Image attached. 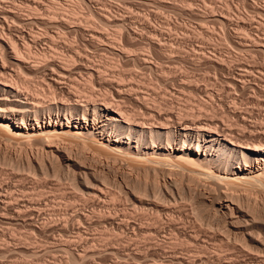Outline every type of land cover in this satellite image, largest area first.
I'll return each instance as SVG.
<instances>
[{"label":"bare ground","instance_id":"6f19581e","mask_svg":"<svg viewBox=\"0 0 264 264\" xmlns=\"http://www.w3.org/2000/svg\"><path fill=\"white\" fill-rule=\"evenodd\" d=\"M72 1L68 0V3L70 2V4L65 3V5L63 6V4L61 5V3L59 2L60 3L59 5V3H57L58 1L55 0V1H50L49 4L46 3L49 6H44V2H42L41 0H31L30 5L27 2L28 8L26 12L28 14L26 12L23 14L22 12L26 8L24 10L20 9L21 7L23 8L24 6L23 5L20 7L19 5L20 2L18 3L17 1L16 3L18 4L12 5L14 9L10 8L12 9V11H10L9 8L7 9L5 8V6H3L5 0L4 2L3 0H0V136L4 135L9 139V141L13 140L15 144H18L20 147L22 146V149H24L25 151L26 149L30 151L32 149L37 150L36 155L34 154L31 155L30 153L27 152L28 150L26 151L27 154L24 153L27 156L26 162L30 164V167L34 166L35 168V165L40 166V168L46 167L45 169H47L48 167L52 169L54 175L56 174L55 176H61V177L65 176V178L66 177L71 178L73 181L75 180L79 183H83L87 185V187H91L90 185L91 180L98 182L99 181L98 179H100L98 178L97 171L92 170L94 169V167H91L92 168L91 169L89 167L90 165L87 166L85 164L87 159H86V155H84L85 153L84 151L89 153L90 150L94 153V156L95 154H98V155L107 156L114 160L127 161L132 164L131 167L134 165L140 170H145V173H148L149 169L153 170V168L157 165L161 167V169L162 168L170 169V171L171 169L176 171L180 170L182 171L183 175H188L191 181L196 183L202 181V179H205L207 182L211 183V186L213 184L214 188L213 190L211 189L212 188L211 186L210 189L208 188L209 191L208 195L199 193L198 199L196 198V201H198V203H200L203 207L204 206L207 208L209 207L214 210L213 214H215L218 220V224H220V226H222L221 229H223L222 231L223 233L219 231L220 234H223V235L219 234L220 238H223V236L229 238L233 237L234 239L233 242L237 245L236 247L234 246L235 248L233 251L235 250L236 251L233 252L230 258H228L229 255L227 254L228 256L226 257L228 258V261L230 263L232 261L238 262V258L242 257L243 262L251 261L255 264H264V205H262L263 206V208L261 207L262 209L258 207H254L256 206V204L253 206L254 203H251L252 205H250L249 204L250 201L248 203L245 199L246 196L252 194L250 193L251 191H254L256 192V194L259 195L263 194L264 196V119L262 120L261 116H259L260 118H257L258 116H256L254 118H257V120L254 119V121L256 120L254 122L252 119L247 120L249 119V117H246L247 116L246 114H248L249 113L248 111H250L247 109L250 108L253 109L255 106L246 109L244 108L246 106L242 107L243 105L241 106V103L236 102L237 97L236 98L233 97L231 100L227 99V101L223 99L225 97H222L221 100L220 93L226 94V92L224 91L221 92L223 89L221 87L222 84L217 85L218 82L216 85L220 87L216 88L215 85L214 86L215 89L212 87L214 92H210V93L207 92L208 90L205 91L207 88H202L197 84L194 85L195 83L193 84L191 83L190 85L188 82L184 84H188L189 87L188 85L187 86L185 85L186 87H182L184 85L180 87L178 86L180 88V89L178 88L179 90L172 87V89L169 91L168 90L169 88H167L163 90L164 94L173 97L171 99L170 98L167 99V96L165 95L164 96L166 98H163L161 95L159 96L160 93L158 94V91L154 89L155 88L154 86H145L144 89H146L147 87L148 88L152 87V91L151 90L147 91V89L146 91H143L140 85L139 84L137 85L135 83L136 79L133 76L127 77L125 76V73L123 71L120 72L118 70L119 66L118 67L116 66L117 67L116 72H114L115 69L113 70L111 67L109 68L107 67L108 69L111 68L110 70L111 71L113 70V73L105 75L100 71L101 69H98V67L92 66L90 64L92 60H89L90 56L88 55V50L90 47L89 45L91 46L94 45L93 47L102 46L101 43L104 40L103 38L106 37V36L104 37L103 35L104 33L102 34L101 32H97L95 34L90 35L89 38L90 43H88L87 45L86 43L84 44L83 43L84 41L82 40L83 41L82 43L85 45V46L82 45L84 46V48H82V46L80 47L78 45V43L80 42L79 41L77 42L78 39L76 38L75 40L73 38L69 39L68 36L64 38L62 37L61 45H59L60 42L58 41L60 39L57 41L55 35L54 38L53 34L51 35L49 31L45 32L46 29L48 30L56 29V31L58 30L60 32L61 31L67 32L64 30H68V32L71 31L73 33L75 32L84 33L85 31L90 30L89 29L90 26L88 27V29L86 27L88 26L87 23H89V25L90 24L93 25V22L91 23L92 20L91 21L89 20V22L86 23L87 24L86 26H84L85 25L84 23L83 24L80 23L81 25H78V23H76L77 25H75L73 24L74 22H70L66 20L69 16L72 17L81 14L80 13L82 12L81 4L87 3L88 6V4L91 3L90 0H75L74 2ZM45 9L47 11L54 9L55 11L60 10L59 12H61V10L63 11L65 10L66 11L65 13L68 12L69 16L66 18L65 17L63 18V16H61L62 18L60 21L57 20L58 18H60L59 16L57 19L51 16L50 18H45V17L43 18L44 13L42 12ZM91 11H93V9ZM51 12L53 11H50L49 13L51 14ZM93 12L95 13V11ZM93 12L91 14L92 17L93 16L96 17L93 14ZM107 12H110L108 11V8H107ZM53 13L54 15L53 14L51 15L55 16V12ZM58 14L60 15V13ZM110 14L112 15L111 12ZM24 16H28L30 18L25 20L27 17L24 19ZM122 19L123 18H121L120 21H117L115 23L114 27H116V29L118 28L119 31L116 32V34H113L114 42L113 41L110 42L111 43L110 48L116 51L115 55L126 58L128 60L137 61L139 63L141 62V64L146 69L159 68L161 66V65L159 66L160 63L157 65L153 61H151L150 57L148 58L144 57L150 54L144 53L143 51H142L143 53H139L141 51L136 53L135 51L137 50H135L134 48L129 49L125 47L122 48V46L121 47L115 46L114 43L120 40L123 30L126 32V36L128 38L135 41L137 40L139 41L140 39H143V36L145 35L143 34L144 32H141L143 28L149 29L151 30V32L156 31L155 33H157V30L153 29L152 27L153 25L151 26L150 22L145 23L144 20L143 24H141L142 29L141 30L139 29L138 31L137 27L134 26L135 24L133 25L131 23L132 21L130 22L131 24L130 23L128 24L129 20L126 23L124 21L126 20V18L124 20ZM109 21H105L102 23V27H104L105 30L109 27V23H107ZM21 22L22 23L24 22L25 25L26 23H28V25L32 23L34 25L36 24L37 26L41 25V27H44V29L45 28L46 29L44 30L43 28H41L43 29L42 32L44 31L43 34L42 32L40 33V31L38 33L39 28L37 29V33L36 30H34L35 32L32 30H29V32H25V31L22 32ZM205 23L207 24V22ZM20 24L21 26H19ZM165 25L166 24L164 23L163 25L164 30H168V25L167 27ZM243 28L245 27L243 26ZM96 29H98V27L95 28V30L93 31H97ZM62 34L61 36H64ZM61 36L58 38H61ZM85 36L86 35L82 34V37ZM150 37L148 36L146 37L148 41L147 44L155 49L158 48L157 50H159L160 56L162 59L164 58V61L172 60V62H176L177 60L182 59V56H184V55L176 56L178 54L177 53L175 54V58H173L174 54L171 55L173 50L170 49V46L172 48L173 43H171L172 45H170L169 43L170 46L167 45L169 46L168 48L165 44L169 40L166 41L165 43L162 42L163 40L161 42L158 41L160 39L156 41L155 37L151 35ZM185 37L187 38L188 36ZM85 39L87 40V37ZM176 39H178V37H176ZM181 40H177L179 41V44H181ZM44 42L48 43L49 45L43 44ZM129 42L132 41L130 40ZM240 42L238 44H240L241 46L242 44ZM42 44L43 46H41ZM243 46L245 45L243 44ZM242 50L245 51L247 54V50L244 49ZM242 50L240 51L239 49L240 54L242 53ZM254 50H256V48ZM197 52L193 53L194 58L191 59L194 62V64L199 62V59L204 58L207 62H209V64H211L214 67H217L218 68L217 70L231 71L232 68L229 67L231 68L229 69L228 67H225L224 66L226 65L225 63L221 64L217 62L219 63V65L217 66L214 65V63L216 64V61L218 60L214 58V56L208 58L207 55L206 56L204 55L205 57L204 56L198 57ZM256 52H259L258 49L256 50ZM261 52H263L264 54V51ZM142 54H146V55L142 56ZM179 54H183V50L179 52ZM200 54L201 53H199V55ZM237 56L236 55L230 56L229 54L228 61L234 64L240 59H241L240 61H242L246 58V56L245 58L242 57L243 59ZM108 60L110 61V59ZM111 61L110 63L112 64L113 61L112 62ZM240 61L239 63H241ZM247 62L249 63V60ZM8 64H10L13 67V69L10 70V68H8L7 66ZM96 64L97 63H95V65ZM113 65H114L113 68H116L115 64ZM247 65L242 66L243 70L240 67L242 73L241 74L239 73L240 75L239 78L236 77L237 79H235V77L234 78L232 77V79L235 80L232 81L233 83L231 82V87H233L232 85H234L235 87H237V89L239 88L241 91H243V93L241 92L242 94H244V92H247L249 90L247 89L248 87L251 88V86L247 87V84L249 83L253 84L251 83L249 78H251V75H253L255 71L257 72L256 69L254 71L253 68H251V64L250 66ZM160 69H162L161 72L163 75H167L166 73L168 71L166 72V70H164L162 66ZM236 70L237 69H234L233 73ZM11 71H13L12 74L10 73ZM262 74L263 73L261 72L260 75ZM132 75H134V73ZM172 77H173L172 81L170 80L172 83L181 81V83L183 84L184 82L183 79L182 78H181L182 80L179 79L178 75ZM187 79L190 78H186V80ZM258 79L260 80L261 77H259ZM227 82L228 81H226V83ZM172 83L168 87H171ZM168 84L169 83H167V85ZM227 85L229 87L230 83H227ZM103 88L108 90L107 93L106 92L101 93V90ZM210 89L211 88H209V90ZM237 89H235V91H237ZM184 90H190L191 94L194 93L196 95H199L198 93L202 92L205 95L207 94L206 95L207 99L205 100L200 98L198 99V97H196L199 100L198 102L200 107L196 109L193 108L191 109V107L186 108L182 106L183 103L181 104L180 100H177L178 95L183 93ZM109 94H113V95L110 96ZM231 94L232 91L231 93L227 94V97L228 96L231 97ZM233 94L235 95L234 91ZM242 94H239V96H242ZM216 95L220 97L219 101L216 99L217 98ZM214 96L216 97L215 99L217 100L218 103L215 102ZM253 96L254 95H252V97ZM190 97L189 99H191ZM158 98H161L162 101L159 99L161 102H158ZM258 99L256 101H259ZM240 100L243 101L242 99ZM125 101H130V103L131 102L135 103L136 105L134 106H137L134 108L135 110L133 108L132 110L129 107H127L125 105ZM260 103L262 102H259V104ZM189 105H191L190 102L188 106ZM263 107L256 106L257 111L259 112L258 114L264 112ZM219 108L224 109L225 112L223 110L222 111L225 114L227 112L226 115H228V117L219 116L218 114V111L220 110ZM219 112L221 113V111ZM251 112L248 115H251ZM230 115L237 120H234L235 122L231 121ZM258 119L261 120L259 121ZM32 151L31 153H33ZM28 154L31 155V156L29 155L30 158ZM0 155L5 158L4 159L5 161L6 160L8 161L10 158H12L13 153L9 151L4 152V150L0 148ZM21 155H22V151H21ZM83 156L85 157V160L83 159L84 158ZM102 170L104 171V168L101 169L100 172H103ZM103 173H105V171ZM181 177L183 178L184 176ZM135 184L136 183H134V185ZM91 188L94 190L92 197L95 199V201L98 203L105 204L106 200H108L107 199L108 193L105 192L106 190L104 191L97 184L95 186H92ZM139 188L140 187H138V189ZM155 189L157 190L156 187H154V190ZM256 190L259 193H257ZM132 192L133 191H129L128 189L126 194L130 196L131 198L130 200L133 204L132 206H135L134 208H138V209L147 208L148 210H150L149 207L153 206L157 209L156 212H162L167 210V208H164L165 204L164 205L162 204L164 207L161 204L160 206L158 203H153V201L151 202V200H148L149 198L140 197V195L139 196L135 195ZM1 199L3 201V198ZM247 199L249 200V197ZM262 202L260 198V203ZM3 204L4 203H2L1 205ZM125 221L126 220H124V222ZM41 228L43 227L41 226ZM217 235L218 234H216V236ZM152 236H154V234ZM123 251H120L121 254ZM120 252L118 251L117 253L120 254ZM230 253H232V251H230L229 254Z\"/></svg>","mask_w":264,"mask_h":264},{"label":"rangeland","instance_id":"374dc122","mask_svg":"<svg viewBox=\"0 0 264 264\" xmlns=\"http://www.w3.org/2000/svg\"><path fill=\"white\" fill-rule=\"evenodd\" d=\"M8 1L9 0L7 1L5 0L4 2L3 0L4 2L3 6H5V8L7 9L9 8L10 11L14 9L12 5L18 4L19 2H20L19 3L20 7L24 5L25 7L23 6V8L22 7L20 8L22 10L26 8L22 12L23 14L27 11L28 8L27 5L28 4L30 5L31 3V0H17L18 3H16L17 2L16 0H10L9 2ZM41 1L44 2V6H49L47 4H49L50 1H55V0H49V1L41 0ZM56 1H58L57 3L60 2L61 5L63 4V6L65 5V3L66 4L68 3V0H60V1L56 0ZM74 1L75 0H73L72 2ZM90 2H91L89 3L90 5L88 4L89 7L87 6V3L81 4V8H82L81 10L82 12H80L81 14L72 17L68 15V12L65 13L66 12L65 10L64 11L61 10V12H59L60 10L55 11V9L49 11L45 9L42 12L44 13V16L41 14L43 18L44 17L50 18L51 16L57 19L59 16L60 18L57 19L58 21L61 20L62 18L61 16H63V18L69 16L68 18L70 20L68 18L66 20L70 22H74L73 24L75 25H77L76 23H78V25H81L80 23L82 24L84 23L85 24L84 26L88 24L86 28L88 29V27L90 26L89 28L90 30L85 31L84 33L83 32L73 33L71 31L68 32V30H64L67 32H63V31L60 32L57 30L60 33L59 35L56 29L48 30L45 28L46 29L45 30L44 27H41V25L37 26L36 24L34 25L33 23L29 25L28 23H26L25 25L24 22L23 23L21 22L22 26L21 24L19 26L22 27L21 28L22 32L24 31L29 32V30L32 31L36 30L37 33L38 28H39L38 33L39 31L41 33L43 29L45 30V32L49 31L51 35L53 34V36L54 35L56 36L57 41L60 39L58 41L60 42L59 45H61L62 37L64 38L68 36L69 39L76 38L78 39L77 42L78 41L80 42L78 43L80 47L85 43L86 45L90 43L89 40L90 35L95 34L97 32H101L102 34L104 33L103 35L104 37L105 36L106 37L103 38L104 40L101 43L102 46L93 47L94 45L92 46L89 45L90 47L88 50V55L90 56L89 60H92L90 64L92 66L98 67V69H101L100 71L105 75L112 74L114 69H115L114 72H116L117 67L119 66L118 70L120 72L123 71L125 73V76L127 77L133 76L136 79L135 83L137 85L139 84L141 89H143V91H146V89L147 91L150 90L152 91V87L151 88L147 87L146 89H144V87L154 86L155 87L154 89L158 91V94L160 93L159 96L161 95L163 98H166L165 96H167V99L173 98L170 97V95L164 94L163 90L167 88H169L168 90L170 91L172 87H174L175 89H178L182 85H184L182 87H186L188 84H184V83L188 82L190 85L191 83L192 84L195 83L194 85L197 84L202 88H207L205 91L208 90L207 92L210 93V92H214L212 87L214 88V86L218 82L217 85H221V84L223 85V86L221 85V87L223 88L221 92L223 91L226 92V94L220 93L221 100L222 97H225L223 99L226 101L227 99L231 100L233 97L235 98L237 97L236 102L241 103V106L243 105L242 107L246 106L244 108L247 109L252 106L253 107L255 106L254 107L255 109L253 108L254 110L252 108L247 109L250 110L248 111L249 112L248 114H250V112L253 110L251 112V115L246 114L247 115L246 117H249V119L247 120L252 119L254 121V119L257 120V118H260L259 116H261L262 120L264 119L263 116L264 112H261L262 115L258 114L259 112L257 111L256 108V106H260V107L264 106L263 104L264 103V97H263L264 96V91H263L264 54L263 52H261L264 51L263 50L264 49V44H263L264 43V0H218V1L217 0H205V1L204 0H138V1L90 0ZM68 4H70V2ZM91 8L93 9V11H95V13L91 11L92 10ZM107 8L108 11L112 13V15L110 14V12H107ZM50 11L55 12V16H53L54 15L53 12H51V14H53L51 15L49 13ZM57 12L60 13V15ZM92 12L96 17L94 16H93L94 18L92 17L91 15ZM61 13L64 15H62ZM124 17L126 18V20H124L125 19ZM29 18L30 17L28 16H24L25 20ZM121 18H123L122 20H124L126 23L129 20L128 24L132 21L131 23L133 25L135 24L134 26L137 27L138 31L139 29L140 30L142 29L141 24H143L144 20L145 23L150 22L151 26L153 25L152 26L153 29L157 30V33H155L156 31L151 32V30L143 28V30H141V32H144L143 34H145L143 36V39H140L139 41L138 40L135 41L128 38L126 36V32L123 30L122 31L123 33L121 34V38L123 37L122 41L120 38L118 42L114 43L115 46L118 47L122 46V48L125 47L129 49L134 48L135 50H137L135 51L133 49L136 53L141 51L139 53L144 52L150 54L148 56L146 54H142V56L146 55L144 57L146 58L150 57L151 61H153L157 65L160 63L159 66L161 65L162 68L166 70V72L168 71L166 73L167 75L162 74L161 72L162 69H160L161 66L157 69L152 68L153 70L146 69L141 64V62L139 63L137 61L128 60L126 58L115 55L116 51L110 48L111 47L110 42L114 40L113 34H116V32L119 31V29L118 28L116 29V27L114 26L117 21L121 20ZM89 20L90 21L92 20L91 23L93 22V25L91 24L89 25V23H87L89 22ZM105 21H109L107 22L109 23V27L108 28L106 27L107 31L105 30L104 27H102V23ZM205 22H207V24ZM164 23L166 24L165 25L166 27L168 25V30H164L163 28ZM243 26L245 28H243ZM97 27H98V29H96L97 31H93ZM113 29L116 30L114 31ZM43 33L44 31L42 32V34ZM61 34L64 36H61ZM77 34H79L80 36ZM82 34L86 36L82 37ZM150 35L155 37L156 41L160 39L158 41L161 42L163 40L162 42L166 43V41L169 40L165 44L166 46L169 45V43L170 45H172L171 43H173L172 45L173 49L169 45L170 49L173 50L171 53V55L174 54L173 58H175V54L177 53L178 54L176 56L184 55L185 57L182 56V59L177 60L176 62H172V60L168 61L166 59H165L166 61H164V58L162 59L160 56L159 50H157L158 48L155 49L147 44L148 41L146 37L147 36L150 37ZM60 36L61 38H58ZM185 36L188 37L186 38ZM86 37L87 40L85 39ZM144 37L146 40L144 39ZM176 37H178V39H176ZM238 39H240L241 42ZM130 40L132 42H129ZM177 40H181V44H179V41ZM239 42L242 44L241 46L240 44H238ZM43 44L49 45L46 42H44ZM43 44L41 46H43ZM243 44L245 46H243ZM84 46H82V48H84ZM169 46L167 47L169 48ZM238 48L240 49V51L242 49L247 50V54L243 50L242 53L240 54ZM255 48L256 50L258 49L260 54L259 52H256V50H254ZM182 50H183V54H179V52H181ZM248 50L251 53H249ZM196 52L198 53L197 54L198 57L200 56L202 57L204 55L205 56L207 55V58L214 56V58L218 59L216 61V64L214 63V65L216 66L219 65V63L221 64L225 63L226 64L224 65L225 67L228 68L231 67L233 70L234 69L237 70L234 71V73L231 68H229L231 69V71L217 70L218 69L217 67H214L211 64H209V62H207L204 58H201L204 61L199 59V62H197L198 64L197 63L194 64V62L191 59L194 58L193 53ZM199 53L201 54L203 53V54L199 55ZM229 54L230 56L239 55L237 56L239 58L242 57L245 58L246 56V58L242 61H240L241 60L240 59L239 61L241 63L237 61L238 63L235 62L234 64H232L231 62L228 61ZM108 59H110V61L112 60L113 63L111 64ZM248 60L249 63L247 62ZM243 61H245L246 64ZM95 63L97 64L95 65ZM113 64H115V67L116 66L117 67L113 68L114 66ZM250 64H251V68H253L254 71L255 69L257 70V72H259L260 70L261 71L259 73L255 71L256 73L254 72V74L251 75V78L249 79L253 84L250 83L247 84V87L251 86V88L248 87L247 89L249 90L247 91L246 89L247 92H244V94H242L243 91H241L239 88L237 89V87L232 85L235 89H237V91H235V89L231 87V82L239 78V75L242 73L240 67L242 68L243 65L250 66ZM233 65L235 66V68ZM7 66L8 68H10V70L13 69V67L10 64H8ZM107 67L108 68L111 67L113 70L111 71L110 70L111 68L108 69ZM104 71L107 72L105 73ZM135 71H137L138 73ZM132 72L134 73V75H132L133 74ZM261 72L263 73L262 75H260ZM10 73L12 74L13 71H11ZM175 75H178L179 79L181 78L183 79L184 81V82L182 81L183 84L181 83V81L180 82L177 81L173 83L171 82L173 79L172 76ZM164 76L166 79L164 78ZM232 77L233 78L235 77V79H232ZM257 77L258 78L261 77V79L259 80ZM186 78H190V79L186 80ZM169 81L172 83L171 87H168L171 84ZM226 81H228L227 83H230L229 87L231 89L228 87L229 84L227 85ZM254 82L256 85L259 86H256ZM140 83L143 85H141ZM167 83L169 84L167 85ZM260 84L262 85V87ZM217 85L216 88L220 87ZM209 88L211 89L209 90ZM107 91H108L107 89L103 88L101 90V93L103 92L107 93ZM231 91H232L231 97L230 96L227 97V94L231 93ZM233 91L235 92L236 96L233 94ZM198 94L199 95H196L194 93L191 94L190 90H184L183 93L178 95L177 100H180L181 104L183 103L182 106L186 108L191 107V109L192 108L196 109L200 107L198 102L199 98L204 100L207 99L206 97L207 94L205 95L202 92ZM239 94H242V96H239ZM109 95L112 96L113 94H109ZM248 95L250 98L248 97ZM252 95H254L253 96L254 98L252 97ZM238 96L243 101H241L238 98ZM189 97L191 99H189ZM196 97H198V99ZM216 97L214 96V99L216 98L219 101L220 97H218V95H216ZM159 99L161 100V98H158V102H161L162 100L160 101ZM216 99L215 102L218 103ZM257 99L259 101H256ZM188 101L191 103L192 106L191 105L188 106L189 104ZM259 102L262 103L259 104ZM131 103L130 101H125V105L130 109L132 108L134 109L135 107H137L134 106L136 105L135 103L132 104ZM219 109H220L219 111H221V113L218 111L219 116L228 117V115H226L227 112L226 114L224 113L225 112L224 109L221 108ZM256 116L258 117L254 118ZM232 117L233 116H231L230 120L235 122L234 120L237 119H234V117L233 118ZM261 119L258 120L260 121ZM5 137L6 136L4 135L0 136V148H2L4 152H8V151L12 152L14 156L12 155V158L10 159L8 158L9 160L5 161L4 160L5 158L0 155V202H1L0 203V211H1L0 212V264H182V263L183 264H255L251 261L243 262L242 257L238 258L239 263L237 261H232L231 263L228 261V258H230L233 252L236 251V250L233 251L234 248L237 246L233 242L234 241L233 237L229 238L223 236V238H220L219 231L222 232L223 229H221L222 226L218 224L217 217L215 216V214H213L214 210L209 207H208L209 209L205 206L203 207L200 203H198V201H196V198L198 199L199 193L208 195L209 194L208 188L210 189L212 187L211 188L212 190L214 188L213 184L211 186V183L207 182L205 179H202V181L196 183L191 181L188 175H183L182 171L180 170L176 171L171 169L170 171V169H164V168L161 169V167L157 165L153 168V170L149 169L148 170L149 172L145 173V170H140L134 165L132 167L135 168H132L131 167L132 164L127 161L114 160L107 156L98 155V154H95L94 156V153L91 150L90 152L88 150L89 153L84 151L85 152L84 155H86V159H87L86 162L85 161L84 162L87 166L90 165L89 166L90 168L94 167V169L92 168L91 169L94 171L96 170L98 178H100L98 179L99 180L98 182L91 180L90 185L92 187L97 184L104 191L106 190L105 192L108 193V198H107L108 200H106V203L105 204L98 203L92 197L94 190L91 187H87V185L83 183H79L75 180L74 182L71 178H67V177L65 178V176L62 177L55 176L56 174L54 175L52 169L48 167L47 169H45L46 167L40 168V166H36V165L35 168L34 166L30 167V164L26 162L27 161L26 154L28 152L31 155L33 154L36 155L37 150L32 149L33 151L32 150L31 151L33 153H31L30 150L26 149V151L28 150L26 152L24 149H22V146L20 147L18 144H15L13 140L10 139L11 141H9V139ZM21 151H22V155H21ZM30 154H28V156ZM20 155L21 157L23 156L22 158L24 162L20 157ZM83 159L85 160V157ZM103 168L105 173H103L104 172L103 170H102L103 172H100L101 169ZM154 169L157 170L155 171ZM181 176L184 177L182 178ZM134 183L136 184L134 185ZM137 183L138 184L140 183L139 184L140 186ZM138 187L140 188L138 189ZM154 187H156L157 190L156 189L154 190ZM127 188L129 189V191H133L132 193H134L135 195L138 196L140 195V197L143 198L144 197L149 198L148 200H151V202L153 201V203H158L159 205L165 204L164 205L165 207L163 205L162 206L164 208H167V210L162 212H156L157 209L153 206L149 207L150 210H148L147 208L146 209L134 208L135 206H132L133 204L130 200L131 199L130 196L126 194V192L128 191ZM253 192L254 191L250 192L253 195L248 193L250 195L247 194L248 196L245 195L246 198L245 197L244 198L248 203L250 201L249 203L250 205H252L251 203H254L253 206L256 204V206L254 207L263 208L262 206L264 205L263 203L264 200H262L264 199L263 194L259 195L256 194V192L254 193ZM257 193L259 192L257 191ZM248 197L249 200L247 199ZM1 198H3V201ZM260 198H261V202L263 201L262 203H260ZM2 203L4 204L1 205ZM124 220H126L125 221L126 223L124 222ZM41 226L44 229L41 228ZM148 232L152 235L154 234V236L150 235ZM216 234L218 235L216 236ZM147 235L148 236L150 235L149 236L150 238ZM118 251L119 252L123 251V252L122 254L121 252L120 254H118L117 253ZM230 251H232V253L229 254ZM226 256H228V258Z\"/></svg>","mask_w":264,"mask_h":264}]
</instances>
